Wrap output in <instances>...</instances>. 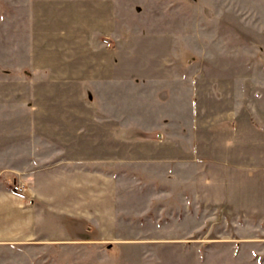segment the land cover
<instances>
[{
	"label": "rangeland",
	"instance_id": "1",
	"mask_svg": "<svg viewBox=\"0 0 264 264\" xmlns=\"http://www.w3.org/2000/svg\"><path fill=\"white\" fill-rule=\"evenodd\" d=\"M67 159L103 223L52 240L30 172ZM0 264H264V0H0Z\"/></svg>",
	"mask_w": 264,
	"mask_h": 264
},
{
	"label": "crops",
	"instance_id": "2",
	"mask_svg": "<svg viewBox=\"0 0 264 264\" xmlns=\"http://www.w3.org/2000/svg\"><path fill=\"white\" fill-rule=\"evenodd\" d=\"M193 160L186 159V162L180 161L177 164V166L180 165L178 167L180 169L178 170L177 168L178 173L181 169L187 168L190 170V174L192 175L191 180L193 181L190 188L192 190L203 189V193H199V196L205 195L209 200L208 202L217 201L218 203L225 204L227 199L230 200L232 189L230 179L217 180V178L212 177L214 171H216L215 165L208 162L200 164L199 161ZM86 165L79 163L75 159H67L65 163L51 165L47 168L30 172L34 180V188L31 189L32 194L40 198L36 197L37 209L34 213L37 217L34 220L40 222L44 220L43 217L54 220V223L50 224L51 226L49 225L51 230L49 229L47 232L52 240L70 239L71 232L73 231L65 227V223L58 222L53 218V214L56 215L59 212V209L58 211L50 209L53 208L54 204L67 207L66 211L61 212L64 213L63 215H66L68 212L70 217L77 221L81 219H93L97 225L99 223L100 227L102 226L103 211L98 209V205L103 202L104 196L103 170L97 167L95 169H88ZM221 167L222 169H219V172L226 173V171L230 172L231 170L226 164L221 165ZM178 181H180L179 178ZM237 192L240 194L241 190ZM246 196L248 197V194ZM41 204L46 205L43 208H47V216H45V210L41 211ZM88 205L94 206V209L89 210ZM61 218V216L57 217V219ZM15 226L18 227L17 222ZM19 227L24 230L23 225ZM53 229L56 230L54 231ZM18 233L24 235V233L16 232V234Z\"/></svg>",
	"mask_w": 264,
	"mask_h": 264
},
{
	"label": "built area",
	"instance_id": "3",
	"mask_svg": "<svg viewBox=\"0 0 264 264\" xmlns=\"http://www.w3.org/2000/svg\"><path fill=\"white\" fill-rule=\"evenodd\" d=\"M16 189H21V186H19V185H16Z\"/></svg>",
	"mask_w": 264,
	"mask_h": 264
}]
</instances>
